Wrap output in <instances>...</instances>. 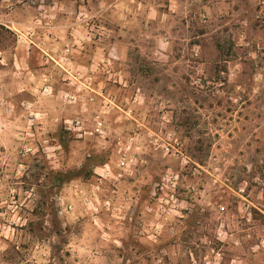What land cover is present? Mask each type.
I'll use <instances>...</instances> for the list:
<instances>
[{"label":"rangeland","instance_id":"1","mask_svg":"<svg viewBox=\"0 0 264 264\" xmlns=\"http://www.w3.org/2000/svg\"><path fill=\"white\" fill-rule=\"evenodd\" d=\"M0 77V264H264V0H0Z\"/></svg>","mask_w":264,"mask_h":264},{"label":"crops","instance_id":"2","mask_svg":"<svg viewBox=\"0 0 264 264\" xmlns=\"http://www.w3.org/2000/svg\"><path fill=\"white\" fill-rule=\"evenodd\" d=\"M129 8L126 9V12H129ZM135 12V11H134ZM1 79V77H0ZM22 85H24V83L21 82H16L15 80H12V82H8L7 80H3V82H0V86L4 89H6L5 93H11V94H18L20 88H22ZM12 89V90H9Z\"/></svg>","mask_w":264,"mask_h":264}]
</instances>
